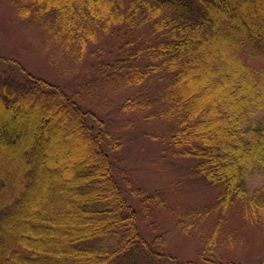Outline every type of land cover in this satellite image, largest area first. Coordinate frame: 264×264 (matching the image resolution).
Returning <instances> with one entry per match:
<instances>
[{
	"label": "trees",
	"instance_id": "16d2710c",
	"mask_svg": "<svg viewBox=\"0 0 264 264\" xmlns=\"http://www.w3.org/2000/svg\"><path fill=\"white\" fill-rule=\"evenodd\" d=\"M19 1L55 62L80 61L111 31L136 33L117 75L146 88L125 108L169 124L168 143L218 188L220 221L238 207L264 226V61L250 60L264 56V0ZM0 63H10L0 72V264H179L160 235L144 237L132 204L166 199L119 180L110 152L121 144L101 117L20 61ZM253 169L263 182L250 190Z\"/></svg>",
	"mask_w": 264,
	"mask_h": 264
},
{
	"label": "rangeland",
	"instance_id": "374dc122",
	"mask_svg": "<svg viewBox=\"0 0 264 264\" xmlns=\"http://www.w3.org/2000/svg\"><path fill=\"white\" fill-rule=\"evenodd\" d=\"M21 3L0 0V55L18 60L34 74L61 85L86 109L97 113L104 129L121 144L118 151L110 152L119 159V180L125 183L124 179L130 178L147 193H162L165 205L155 204L149 211L139 200L132 202L144 237L149 241L160 235L164 253L176 257L179 264L263 262L264 226L248 221L238 207L230 208L225 220L220 221L219 213L211 209L218 188L197 174V159L180 155L179 149L168 143L169 124L138 109L141 106L125 108L130 98L142 103L146 88L128 84L117 75L119 59L128 55L126 43L136 33L126 32V27L111 31L90 43L80 61L59 57L61 62H55L46 49L47 31L30 18L31 14H20ZM250 60L262 63L264 56L254 55ZM9 69L10 63H0V72ZM246 181L253 190L261 186L263 174L253 169ZM153 261L172 264L167 259Z\"/></svg>",
	"mask_w": 264,
	"mask_h": 264
}]
</instances>
